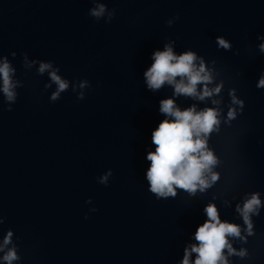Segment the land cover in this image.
<instances>
[{"label":"clouds","instance_id":"9594fccd","mask_svg":"<svg viewBox=\"0 0 264 264\" xmlns=\"http://www.w3.org/2000/svg\"><path fill=\"white\" fill-rule=\"evenodd\" d=\"M95 4L89 10V15L96 20L105 18V22H111L115 10H109L102 0H93ZM169 19L167 24L171 26L174 20ZM264 40V36L257 37ZM217 46L225 51L231 50L230 42L223 38H216ZM175 41L165 43L164 50H156L152 54V64L144 72V80L148 90L159 91L165 85L173 89L174 98L162 99L159 102V112L165 117L158 127L151 133V143L154 151L147 153L146 159L150 161L147 168L146 181L149 191L159 199L175 198L177 189H180L194 197L197 192L204 194L219 180V173L214 171L219 161L213 149L209 147V139L213 133H218L222 123L223 104L221 97L224 89V81L216 82V61L206 64L204 57L199 56L193 50H186L180 54L174 51ZM260 53H264V43L258 45ZM13 57L16 56L12 52ZM23 64L26 69L34 66L37 74H48L49 83L45 89L55 85L49 97L55 102L61 98V94L70 87V81L63 78L59 67L52 61L30 60L27 53L23 54ZM16 68L7 56H0V93L5 102L11 105L17 100V88L22 87V82L15 78ZM214 85V86H211ZM72 90L77 93V99L83 100L86 88H89L88 80H81L73 84ZM211 86V87H210ZM256 87L264 89V73L261 74ZM79 89V91H77ZM230 103L223 123L230 124L239 113L243 111L244 100L236 94V89L228 91ZM190 98L199 103L210 101L212 106H205L198 110L197 103L181 108L176 102L178 97ZM215 97H221L216 99ZM112 171L109 169L98 178V183L107 185ZM215 199V197H214ZM91 203V199L87 201ZM230 206V204H227ZM260 193L253 192L246 195L242 204H237L235 211L243 221L242 228L238 223L222 221L215 203H208L204 212L207 219L199 225L194 233L195 243L184 249L182 264H231L230 257L245 258L248 256L246 248L237 249L233 241L247 243L248 237L253 236V216H259L262 208ZM91 211H96L95 208ZM0 216V224H3ZM14 232L9 229L0 240V261L3 264H15L21 259L18 247L15 244ZM195 254L194 261L191 260Z\"/></svg>","mask_w":264,"mask_h":264}]
</instances>
